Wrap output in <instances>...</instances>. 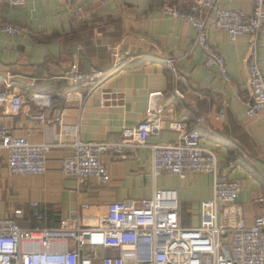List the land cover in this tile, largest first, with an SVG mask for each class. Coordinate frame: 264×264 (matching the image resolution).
Here are the masks:
<instances>
[{"label":"crops","instance_id":"1","mask_svg":"<svg viewBox=\"0 0 264 264\" xmlns=\"http://www.w3.org/2000/svg\"><path fill=\"white\" fill-rule=\"evenodd\" d=\"M225 9L251 14L254 0H216ZM182 8L187 0H80L67 8L59 0H28L24 6H0V24L22 29L19 36L0 34V81L12 77L9 89L24 98L20 114H3L0 123L13 135L32 144H53L45 176H12L8 151L0 148V219H16L24 229L40 225L31 203L37 202L46 227L80 213L102 216L113 202L140 204L162 192L176 196L184 228L201 225L203 203L213 198L214 177L192 175L153 177L151 152L138 150L125 158L105 157L111 181L102 186L93 179L82 184L65 178L62 161L71 154L66 144L117 142L125 128L137 127L150 108V96L160 110V130L150 144L177 143L185 131L197 130L204 147L216 152L219 176L241 185L237 206L252 225L264 214V117L247 116L251 95L244 59L248 38L232 42L227 34L208 30L211 45L227 62L231 82L218 70L204 66L205 54L196 44L189 22L171 18L164 10ZM82 8L78 13L77 9ZM264 74V26L258 39ZM122 60L124 67L115 69ZM171 62L173 70L168 67ZM110 72L93 87L73 88L66 80L75 72ZM182 96H176V92ZM32 94L54 97L48 124L30 119L41 110L29 102ZM62 115L63 125L52 124ZM203 120L199 124V120ZM23 211L22 218L15 212Z\"/></svg>","mask_w":264,"mask_h":264},{"label":"built area","instance_id":"2","mask_svg":"<svg viewBox=\"0 0 264 264\" xmlns=\"http://www.w3.org/2000/svg\"><path fill=\"white\" fill-rule=\"evenodd\" d=\"M28 0H0L1 5L21 7ZM80 0H59L67 8ZM185 8L174 5L164 10L171 18L189 22L194 27L196 44L205 54L204 66L218 70L225 83L231 82L225 57L210 43L208 30L215 29L228 35L232 42L248 38L244 59L247 87L251 105L247 116L264 117V74L260 67L259 35L264 26V0H254L251 14L238 9H225L216 0H187ZM78 13L82 8L77 9ZM0 34L19 36L22 29L0 24ZM124 67L122 60L115 69ZM168 67L173 70L171 62ZM110 72H75L66 80L73 88L93 87L105 80ZM12 77L0 81V110L3 114L18 115L24 107L23 96L9 89ZM176 96H182L178 91ZM154 94L144 120L135 128H125L117 142L84 143L75 139L66 147L71 154L62 161V174L82 184L95 179L99 185H108L111 176L103 163L105 157L125 158L138 150L151 152V171L154 178L172 175L186 180L192 175L214 177L213 198L203 203L201 225L184 228L177 197L169 193L154 195L140 204L113 202L102 216L87 215L88 203L80 205V213L61 218L57 227H46L45 216L37 202L31 210L40 224L32 229L22 228L16 219H0V264H264V214L248 225L237 206L241 185L219 176V162L215 151L204 147L197 130L185 131L174 144H150V138L160 130V110L155 108ZM29 102L41 113L30 119L48 124L55 100L49 94H32ZM63 125L62 115L50 120ZM203 120H199L201 124ZM53 144H32L13 135L0 123V148L8 151L7 170L12 176H45ZM260 203L264 199L259 200ZM23 211L15 212L16 218Z\"/></svg>","mask_w":264,"mask_h":264}]
</instances>
